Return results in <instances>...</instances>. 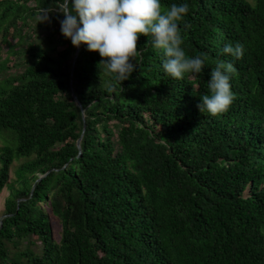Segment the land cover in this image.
Returning <instances> with one entry per match:
<instances>
[{
    "label": "trees",
    "instance_id": "1",
    "mask_svg": "<svg viewBox=\"0 0 264 264\" xmlns=\"http://www.w3.org/2000/svg\"><path fill=\"white\" fill-rule=\"evenodd\" d=\"M183 2L204 70L173 79L141 36L121 82L62 35L63 0H0V264H264V0H162ZM221 61L236 99L213 116Z\"/></svg>",
    "mask_w": 264,
    "mask_h": 264
},
{
    "label": "clouds",
    "instance_id": "2",
    "mask_svg": "<svg viewBox=\"0 0 264 264\" xmlns=\"http://www.w3.org/2000/svg\"><path fill=\"white\" fill-rule=\"evenodd\" d=\"M58 8L64 17L59 21L62 35L77 48L86 45L88 51L98 52L118 81L130 79L139 67L141 36L162 51L163 71L173 79L183 80L186 74H199L205 68L206 57L189 56L183 47L180 25L190 13L187 2L173 3L165 10L162 0H63ZM48 13H42L41 22L49 20ZM222 53L242 59L244 46L227 42ZM234 71L231 63L223 61L211 70L210 94L202 95L197 105L201 112L216 116L229 110L236 99L231 83Z\"/></svg>",
    "mask_w": 264,
    "mask_h": 264
},
{
    "label": "rangeland",
    "instance_id": "3",
    "mask_svg": "<svg viewBox=\"0 0 264 264\" xmlns=\"http://www.w3.org/2000/svg\"><path fill=\"white\" fill-rule=\"evenodd\" d=\"M21 61H22L21 57H19V56H16L15 57V62L16 63H20ZM10 176L12 178H15V174H14L13 171L11 172ZM9 194H10V191L7 190V189H5L3 191V193L0 194V216H3V214H4V211H5V201H6L7 197L9 196ZM52 226H53V231H54L55 235L58 236L60 234V231L62 230V226H61L60 221L57 220V219H53Z\"/></svg>",
    "mask_w": 264,
    "mask_h": 264
},
{
    "label": "water",
    "instance_id": "4",
    "mask_svg": "<svg viewBox=\"0 0 264 264\" xmlns=\"http://www.w3.org/2000/svg\"><path fill=\"white\" fill-rule=\"evenodd\" d=\"M78 53H79V50L77 51V54H76V56H75V60H74V63H73V68H74V65H75L76 59H77V57H78ZM73 70H74V69H73ZM73 96H74V98H75V101H76L77 105L82 109V111H83V116H84V118H85V111H84V109H83V105H82L81 101L78 99V97H77V95H76L75 93H73ZM81 140H82V138L79 139V146H81ZM42 177H43V176H41V177L39 178V180H41Z\"/></svg>",
    "mask_w": 264,
    "mask_h": 264
}]
</instances>
